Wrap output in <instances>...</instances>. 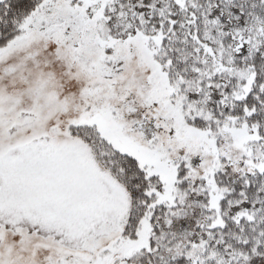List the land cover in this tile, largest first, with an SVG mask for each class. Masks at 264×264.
<instances>
[{"label":"snow or ice","instance_id":"6c2138e0","mask_svg":"<svg viewBox=\"0 0 264 264\" xmlns=\"http://www.w3.org/2000/svg\"><path fill=\"white\" fill-rule=\"evenodd\" d=\"M0 264H264V0H0Z\"/></svg>","mask_w":264,"mask_h":264}]
</instances>
